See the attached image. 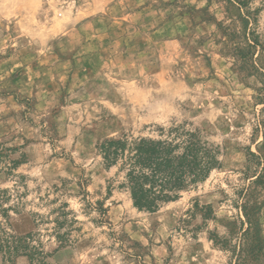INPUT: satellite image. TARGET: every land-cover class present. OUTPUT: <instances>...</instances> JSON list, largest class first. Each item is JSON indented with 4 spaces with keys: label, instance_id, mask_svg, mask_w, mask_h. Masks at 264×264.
<instances>
[{
    "label": "rangeland",
    "instance_id": "rangeland-1",
    "mask_svg": "<svg viewBox=\"0 0 264 264\" xmlns=\"http://www.w3.org/2000/svg\"><path fill=\"white\" fill-rule=\"evenodd\" d=\"M245 1L264 47V0ZM240 31L226 0H0V191L43 217L49 252L68 213L48 264H264V82L241 72ZM183 122L221 167L157 212L134 209L98 146Z\"/></svg>",
    "mask_w": 264,
    "mask_h": 264
},
{
    "label": "trees",
    "instance_id": "trees-1",
    "mask_svg": "<svg viewBox=\"0 0 264 264\" xmlns=\"http://www.w3.org/2000/svg\"><path fill=\"white\" fill-rule=\"evenodd\" d=\"M239 11L242 31L228 33L234 42L237 61L241 62V72L248 76L261 78L264 82V67L259 66L260 50L264 47L260 36L253 30L256 18L247 11L244 0H226ZM238 5V7L236 6ZM261 81V83H262ZM264 85V83H263ZM264 93V88L257 91ZM260 105H264V97H258ZM255 134L264 138V121L257 124ZM99 156L107 171L116 169L117 189L129 194L134 209L154 213L164 205L179 200L183 193L190 191L205 182L211 173L221 167V150L207 139L206 131L191 123H173L168 127H157L154 134L135 136L124 134L118 138L105 140L98 146ZM249 157L260 160L250 152ZM250 159V158H249ZM250 161V160H249ZM264 165V164H262ZM258 182L264 181L260 173ZM112 185L108 187V195H112ZM9 192L0 191V258L2 264H18L25 258L29 264H48L47 259L70 242L71 230L63 232L68 225L67 215L64 221L58 219L54 223L52 236L58 247L47 251L39 230L43 217L36 213L22 214L17 206L4 207L9 202ZM21 204V203H20ZM99 212L104 216L106 211L101 203L97 204ZM19 216L22 225L15 224ZM248 230L255 229L258 236L259 223L253 212L244 208Z\"/></svg>",
    "mask_w": 264,
    "mask_h": 264
},
{
    "label": "crops",
    "instance_id": "crops-1",
    "mask_svg": "<svg viewBox=\"0 0 264 264\" xmlns=\"http://www.w3.org/2000/svg\"><path fill=\"white\" fill-rule=\"evenodd\" d=\"M86 55H76L75 57H74V59L77 61H82V60H85L86 59Z\"/></svg>",
    "mask_w": 264,
    "mask_h": 264
}]
</instances>
